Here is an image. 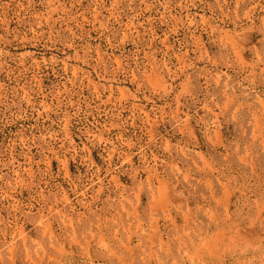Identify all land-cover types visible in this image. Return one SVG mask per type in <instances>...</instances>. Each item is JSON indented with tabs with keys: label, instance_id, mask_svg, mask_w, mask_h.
I'll use <instances>...</instances> for the list:
<instances>
[{
	"label": "rangeland",
	"instance_id": "obj_1",
	"mask_svg": "<svg viewBox=\"0 0 264 264\" xmlns=\"http://www.w3.org/2000/svg\"><path fill=\"white\" fill-rule=\"evenodd\" d=\"M0 264H264V0H0Z\"/></svg>",
	"mask_w": 264,
	"mask_h": 264
},
{
	"label": "bare ground",
	"instance_id": "obj_2",
	"mask_svg": "<svg viewBox=\"0 0 264 264\" xmlns=\"http://www.w3.org/2000/svg\"><path fill=\"white\" fill-rule=\"evenodd\" d=\"M246 161V160H245ZM254 231V230H253ZM249 235V234H248ZM242 236V235H241ZM239 237V236H238ZM258 238V237H257ZM205 239V238H204ZM246 240V239H245ZM216 242V241H215ZM259 244V243H258ZM207 245V244H206ZM234 245V244H233ZM208 246V245H207ZM244 248V247H243ZM196 253V252H195Z\"/></svg>",
	"mask_w": 264,
	"mask_h": 264
}]
</instances>
